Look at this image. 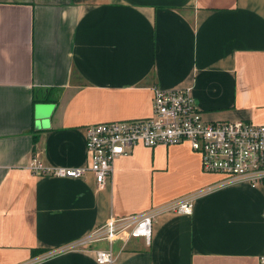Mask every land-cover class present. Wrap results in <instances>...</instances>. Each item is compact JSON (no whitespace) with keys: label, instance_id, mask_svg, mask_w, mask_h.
Instances as JSON below:
<instances>
[{"label":"crops","instance_id":"1","mask_svg":"<svg viewBox=\"0 0 264 264\" xmlns=\"http://www.w3.org/2000/svg\"><path fill=\"white\" fill-rule=\"evenodd\" d=\"M180 86L205 119L264 122V0H0V264H257L264 186L246 182L156 213L148 241L117 235L109 263L101 240L47 254L222 178L186 142L134 144L101 188L33 168L82 165L85 125L148 116L153 87ZM33 92L51 97L45 124Z\"/></svg>","mask_w":264,"mask_h":264},{"label":"built area","instance_id":"2","mask_svg":"<svg viewBox=\"0 0 264 264\" xmlns=\"http://www.w3.org/2000/svg\"><path fill=\"white\" fill-rule=\"evenodd\" d=\"M84 134L82 165L41 167L35 163L33 168L44 174L68 177L91 171L96 187L101 188L111 176L113 160L129 152L134 144L150 147L186 142L199 154L201 169L221 174L222 178L215 184L140 212L109 215L87 234L48 251V255L101 240L106 247L94 249L95 258L99 263H109L113 259L112 243L116 236H141L148 241L151 221L160 211L189 212L195 195L224 184L246 182L264 186V122L242 118L205 119L188 87H153L148 116L89 123L84 126ZM257 264H264V256Z\"/></svg>","mask_w":264,"mask_h":264},{"label":"water","instance_id":"3","mask_svg":"<svg viewBox=\"0 0 264 264\" xmlns=\"http://www.w3.org/2000/svg\"><path fill=\"white\" fill-rule=\"evenodd\" d=\"M52 108V103L45 100H38L34 104L35 124L47 123V116Z\"/></svg>","mask_w":264,"mask_h":264},{"label":"trees","instance_id":"4","mask_svg":"<svg viewBox=\"0 0 264 264\" xmlns=\"http://www.w3.org/2000/svg\"><path fill=\"white\" fill-rule=\"evenodd\" d=\"M48 99H51L50 95L43 92L39 95H36L34 94L33 92V100H48ZM33 139H34V136H33ZM43 251V248H34V249H31L30 250V254L31 255H34V254H37V253H40Z\"/></svg>","mask_w":264,"mask_h":264}]
</instances>
